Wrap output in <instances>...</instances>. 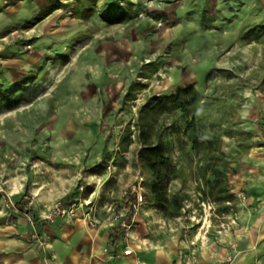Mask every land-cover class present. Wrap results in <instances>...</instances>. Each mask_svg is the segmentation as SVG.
Masks as SVG:
<instances>
[{
    "label": "rangeland",
    "instance_id": "obj_1",
    "mask_svg": "<svg viewBox=\"0 0 264 264\" xmlns=\"http://www.w3.org/2000/svg\"><path fill=\"white\" fill-rule=\"evenodd\" d=\"M4 1L0 261L37 243L50 264L45 233L88 212L110 226L132 212L163 214L145 198L152 177L137 160L136 123L149 99L188 87L234 132L222 146L234 160L233 200L200 204L189 177L184 214L152 230L226 244L264 216V0ZM166 125L176 162L177 135ZM129 126L133 143L122 153ZM59 204L65 214L53 213Z\"/></svg>",
    "mask_w": 264,
    "mask_h": 264
},
{
    "label": "trees",
    "instance_id": "obj_2",
    "mask_svg": "<svg viewBox=\"0 0 264 264\" xmlns=\"http://www.w3.org/2000/svg\"><path fill=\"white\" fill-rule=\"evenodd\" d=\"M168 121L177 135L179 156L176 162L168 155L165 141ZM130 129L129 126L121 138L122 153L128 152L133 143ZM136 129L140 144L137 160L152 177L151 184L145 186V198L166 219H177L184 214L191 201L184 189L189 177L196 184L200 204L231 203L228 173L234 160L224 154L222 146L224 137L233 138L234 132L215 116L213 103L201 104L200 95L192 87L149 99L139 110ZM176 181H180L183 188L172 192L171 185Z\"/></svg>",
    "mask_w": 264,
    "mask_h": 264
},
{
    "label": "crops",
    "instance_id": "obj_3",
    "mask_svg": "<svg viewBox=\"0 0 264 264\" xmlns=\"http://www.w3.org/2000/svg\"><path fill=\"white\" fill-rule=\"evenodd\" d=\"M1 1L0 6L6 4ZM96 219L98 225L92 228L76 216L54 233H45L50 264H264V216L226 244L206 242L203 235L156 236L153 224L166 220L163 214L125 218L121 222L127 223L126 228L121 222L110 226L104 217ZM22 245L17 258L7 257L0 264H45L37 243ZM182 254H194L197 261L184 260Z\"/></svg>",
    "mask_w": 264,
    "mask_h": 264
},
{
    "label": "built area",
    "instance_id": "obj_4",
    "mask_svg": "<svg viewBox=\"0 0 264 264\" xmlns=\"http://www.w3.org/2000/svg\"><path fill=\"white\" fill-rule=\"evenodd\" d=\"M81 207H83V205H81ZM66 212L67 211L65 210V208H63V206L61 204L57 205L53 209V213L54 214H65ZM71 213L73 214L74 210H71ZM120 218H121L120 216H115L113 218L110 217V220L114 221V222H118V221L121 222ZM83 219L88 224L89 227L93 228V227H96L98 225V221H97L96 217L91 212H88V213L84 214ZM121 224H122L123 228H126L127 225H126L125 222L122 221ZM181 258L184 259V260H191L192 262L197 261V258H196V256L194 254H191V255L182 254Z\"/></svg>",
    "mask_w": 264,
    "mask_h": 264
}]
</instances>
